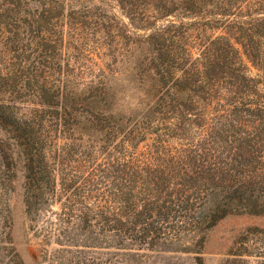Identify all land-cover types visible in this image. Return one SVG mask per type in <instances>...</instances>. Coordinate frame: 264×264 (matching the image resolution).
<instances>
[{
  "label": "rangeland",
  "instance_id": "1",
  "mask_svg": "<svg viewBox=\"0 0 264 264\" xmlns=\"http://www.w3.org/2000/svg\"><path fill=\"white\" fill-rule=\"evenodd\" d=\"M0 264H264V0H0Z\"/></svg>",
  "mask_w": 264,
  "mask_h": 264
},
{
  "label": "trees",
  "instance_id": "2",
  "mask_svg": "<svg viewBox=\"0 0 264 264\" xmlns=\"http://www.w3.org/2000/svg\"><path fill=\"white\" fill-rule=\"evenodd\" d=\"M219 40H223L224 42H226L225 44L232 48V50H234L237 54V60L240 64V66H242V72L245 74L246 73V69L247 67L244 64V59L241 55L240 50H237L236 48H234L233 44L231 43V39L230 37H221ZM231 50V49H230ZM256 51H260V50H251L250 48L246 50H243L242 54H245L246 57L254 62V58L252 59V54L254 53H261L260 52H256ZM172 55V54H170ZM180 56V58H184L186 61L191 62L192 59V52L191 49L188 48H184L182 49V51H180L178 54H173L172 56L169 57H176V56ZM214 54L212 55V53H210V50L206 51H202L200 52V55L198 57L195 58L194 62L192 64H190L189 68L187 70L184 71V74H182L183 77H185L188 80V76L189 78H192V80L196 75H200L203 76L206 79L207 82V86L210 88L213 86V84H211L210 82L207 81V79H209V75L212 72L217 71L219 68H221V65L223 64V62H221V60H219L220 56H214ZM213 57V58H212ZM245 66V67H244ZM183 68H181V66H174L172 68H170L169 70V74H174L176 72L182 71ZM105 110V112H109V108H102Z\"/></svg>",
  "mask_w": 264,
  "mask_h": 264
}]
</instances>
